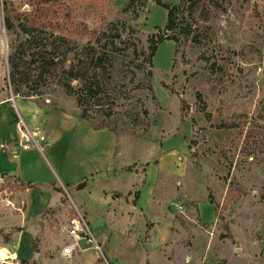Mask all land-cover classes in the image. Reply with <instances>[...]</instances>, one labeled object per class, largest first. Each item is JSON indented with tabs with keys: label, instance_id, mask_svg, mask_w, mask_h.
<instances>
[{
	"label": "rangeland",
	"instance_id": "obj_1",
	"mask_svg": "<svg viewBox=\"0 0 264 264\" xmlns=\"http://www.w3.org/2000/svg\"><path fill=\"white\" fill-rule=\"evenodd\" d=\"M200 7L191 34L178 43L161 42L149 65L148 38L158 32L157 26L164 29L167 16L153 0H0V83L5 92L8 55L22 38L20 22L80 43L103 32L121 35L117 61L108 64L103 75L106 92L100 96L105 104L98 111L116 130L111 167L85 177L83 188L78 187L80 182L60 188V207L42 217L47 218L43 250L37 236L29 259L18 260L39 264L37 253L56 254L78 209L97 235H109L106 244L114 240L117 225H125L146 262L140 235L150 218L132 209L145 183L147 165L160 151L158 145L176 133L184 139L178 148L185 149L188 158L189 180L182 187L197 198L214 199L215 235L220 241L229 239L230 254H220L216 263L239 259L235 247L241 261L232 264H259L264 258V0H202ZM5 17L10 18V28ZM47 92L31 98L80 113L75 95H68L58 80ZM163 181L168 188L175 184L169 177ZM6 185L11 184L1 183L0 189ZM212 209L205 206L204 214L211 216ZM1 234L0 245L9 248L11 234ZM131 255L129 262L135 256ZM74 257L80 264H106L94 250Z\"/></svg>",
	"mask_w": 264,
	"mask_h": 264
},
{
	"label": "crops",
	"instance_id": "obj_2",
	"mask_svg": "<svg viewBox=\"0 0 264 264\" xmlns=\"http://www.w3.org/2000/svg\"><path fill=\"white\" fill-rule=\"evenodd\" d=\"M7 91L0 83V184L7 182L13 188L6 185L0 189V235L1 231L11 234L9 248L3 247L17 258L27 260L35 237L41 238L42 250L46 244L47 218L42 217L60 207V188L108 170L117 135L107 128L93 129L87 120L79 117L75 108L53 106L35 98L14 95L9 88ZM19 117L28 127L39 125L45 131L47 140L43 152L20 147L16 124ZM178 135L165 138L158 145L160 151L147 165L145 183L132 209V212L143 211L150 218L140 235L147 260L144 262L143 253L136 250L134 234L124 229L125 225H117L110 243L116 245L111 250L117 264H217L215 259L220 254H230L229 239L220 241L215 235V205L208 199L190 195L182 187L189 180L188 158L186 150L182 152L178 148L184 140H179ZM186 144L188 150L187 141ZM168 177L175 182L171 188L163 181ZM205 206L213 207L211 216L204 214ZM172 213L180 218L172 217ZM146 244L151 245V250ZM233 250L239 259L231 258L233 260L227 264L241 261L239 249ZM132 253L135 256L129 262L127 256ZM74 256L62 257L60 250L49 257L36 254L39 264L49 260L80 264ZM259 264H264V258Z\"/></svg>",
	"mask_w": 264,
	"mask_h": 264
},
{
	"label": "trees",
	"instance_id": "obj_3",
	"mask_svg": "<svg viewBox=\"0 0 264 264\" xmlns=\"http://www.w3.org/2000/svg\"><path fill=\"white\" fill-rule=\"evenodd\" d=\"M153 1L166 9L167 16L164 29L157 26L158 32L148 38L149 65L153 64L161 42L172 40L178 43L182 37L191 34L201 11L202 0H180L178 3ZM4 22L7 28L11 27L9 17H5ZM19 29L22 38L12 45L7 59L8 76L5 79L13 94L24 98L42 97L48 93L51 82L58 80L68 95H75L80 118L87 120L93 129L107 128L116 133L115 128L110 127L98 111L105 104L100 96L106 92L103 91L104 84H107L103 75L108 64L113 65L117 61L121 50L117 40L120 41L121 35L116 33L107 36L103 32L93 40L80 43L28 22H20ZM22 86L26 88L25 91H22ZM92 111L96 113L95 116H92ZM138 195L136 193L134 204ZM209 202L215 205L217 214L218 204L212 198Z\"/></svg>",
	"mask_w": 264,
	"mask_h": 264
},
{
	"label": "built area",
	"instance_id": "obj_4",
	"mask_svg": "<svg viewBox=\"0 0 264 264\" xmlns=\"http://www.w3.org/2000/svg\"><path fill=\"white\" fill-rule=\"evenodd\" d=\"M19 131V145L23 150L35 148L41 152L44 151L46 144V133L41 126L28 127L23 119L19 117L16 122ZM77 215L70 219L68 227L65 228V242L60 249V255L65 258H71L76 254H82L90 250L99 253L100 257L106 264H117L111 262L115 258L113 250L107 249V241L109 235L103 233L102 236L97 235L84 217L76 209ZM9 251V249H8ZM9 264H24L18 258H10ZM1 261V260H0Z\"/></svg>",
	"mask_w": 264,
	"mask_h": 264
},
{
	"label": "bare ground",
	"instance_id": "obj_5",
	"mask_svg": "<svg viewBox=\"0 0 264 264\" xmlns=\"http://www.w3.org/2000/svg\"><path fill=\"white\" fill-rule=\"evenodd\" d=\"M17 255L11 251H8L6 247L0 248V260L1 261H6L10 258H16Z\"/></svg>",
	"mask_w": 264,
	"mask_h": 264
},
{
	"label": "water",
	"instance_id": "obj_6",
	"mask_svg": "<svg viewBox=\"0 0 264 264\" xmlns=\"http://www.w3.org/2000/svg\"><path fill=\"white\" fill-rule=\"evenodd\" d=\"M85 184H86V181H82V182L79 183L78 187L79 188H83L85 186ZM146 246H147V248L149 250H151V245L150 244H146Z\"/></svg>",
	"mask_w": 264,
	"mask_h": 264
}]
</instances>
